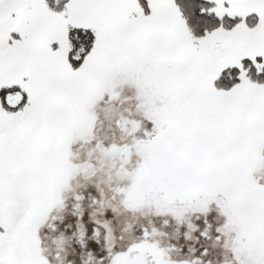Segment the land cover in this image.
I'll list each match as a JSON object with an SVG mask.
<instances>
[{"label": "snow or ice", "instance_id": "1", "mask_svg": "<svg viewBox=\"0 0 264 264\" xmlns=\"http://www.w3.org/2000/svg\"><path fill=\"white\" fill-rule=\"evenodd\" d=\"M73 223L87 264H264V0H0V264Z\"/></svg>", "mask_w": 264, "mask_h": 264}, {"label": "rangeland", "instance_id": "2", "mask_svg": "<svg viewBox=\"0 0 264 264\" xmlns=\"http://www.w3.org/2000/svg\"><path fill=\"white\" fill-rule=\"evenodd\" d=\"M81 152L80 156H84V152L82 149H79V153ZM71 207V206H69ZM84 211H89L90 209L87 206H82V211H81V219H82V213ZM68 215H72L73 221L76 220V216L73 215L72 212H69ZM122 223L114 229V234L118 235L119 234V228H122L124 226L123 221H126L127 223H132V220L130 218V214H126L121 217ZM155 222V221H154ZM162 223V221H161ZM166 232L165 237L162 238L161 243L165 246L171 245L173 246L177 252H178V257L182 258L181 256L187 255L188 253H193V248H196L199 241H194V242H189L184 239L183 236V231L184 229L181 228L179 234H177L176 228L173 224H170L168 226H165L163 229ZM142 230H140L141 233ZM73 233H76L75 235ZM65 236L69 238V249L68 251V256L65 258L66 260L69 259L72 256H75V259L71 260V264H87L88 260V253L93 252V255H95V252L92 248L88 247V242H87V231L85 230V240L81 241V239L78 240V232L76 230L75 223L70 227L69 230L65 232ZM131 237L135 238L133 233L131 234ZM129 237V238H131ZM77 239V240H76ZM93 241V242H92ZM91 243L96 244V247L99 251L104 252V255L106 257V251L107 249L103 247L102 243H98L95 239H93ZM128 241L126 240L125 243ZM79 249L77 252L76 250ZM189 249V250H188Z\"/></svg>", "mask_w": 264, "mask_h": 264}, {"label": "flooded vegetation", "instance_id": "3", "mask_svg": "<svg viewBox=\"0 0 264 264\" xmlns=\"http://www.w3.org/2000/svg\"><path fill=\"white\" fill-rule=\"evenodd\" d=\"M76 151L78 152L79 155L81 154V152L79 153V149H77ZM140 230H142V229H138L137 231L133 232V235L135 237L142 236V231L140 233ZM78 237H79V233H78ZM131 238H133V237H131ZM131 238H129V239H131ZM78 240H79V238H78ZM196 249H197V247L193 248L194 254L189 256V257L195 258L198 255V252ZM106 257H107V251H106ZM97 259H99V257H97ZM212 259H213V264H223V252L219 249L215 250V254H214Z\"/></svg>", "mask_w": 264, "mask_h": 264}, {"label": "crops", "instance_id": "4", "mask_svg": "<svg viewBox=\"0 0 264 264\" xmlns=\"http://www.w3.org/2000/svg\"><path fill=\"white\" fill-rule=\"evenodd\" d=\"M189 250V249H188ZM192 255V253L190 252V253H188L187 255H183V256H181L182 258H188L189 256H191Z\"/></svg>", "mask_w": 264, "mask_h": 264}]
</instances>
